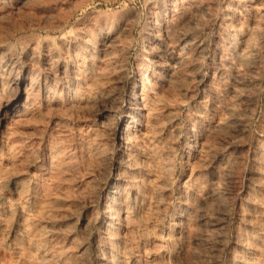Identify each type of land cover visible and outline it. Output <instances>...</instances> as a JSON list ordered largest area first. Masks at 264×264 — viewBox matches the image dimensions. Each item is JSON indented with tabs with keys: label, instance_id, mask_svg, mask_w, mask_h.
Returning <instances> with one entry per match:
<instances>
[{
	"label": "rangeland",
	"instance_id": "rangeland-1",
	"mask_svg": "<svg viewBox=\"0 0 264 264\" xmlns=\"http://www.w3.org/2000/svg\"><path fill=\"white\" fill-rule=\"evenodd\" d=\"M67 19L73 42L60 49L45 35ZM10 34L7 79L34 72L57 89L72 78L46 64L50 45L63 67L83 71L77 85L102 87L82 108L37 86L27 112L0 113V264H229L252 254L235 235L248 228V193L264 194V0H0V37ZM140 71L161 140L132 149L141 164L128 166L118 137ZM18 91L0 87V104L24 99ZM134 174L143 201L130 221L117 211L111 235L102 196L118 179L128 194Z\"/></svg>",
	"mask_w": 264,
	"mask_h": 264
},
{
	"label": "bare ground",
	"instance_id": "bare-ground-1",
	"mask_svg": "<svg viewBox=\"0 0 264 264\" xmlns=\"http://www.w3.org/2000/svg\"><path fill=\"white\" fill-rule=\"evenodd\" d=\"M69 22H70V19H67L66 21H63L62 23H60L56 26H53L51 28H47V36L45 35V37L46 38L52 37L53 39H55L53 41L56 42V44L58 45V47L60 49L65 48L67 45H69L70 43L73 42V40H71L72 38L70 37L71 33L73 31V28L71 27V28L67 29ZM108 24H110V23H108ZM109 26L107 25V27H109ZM104 27H106V26H104ZM57 32H61V33L58 34ZM12 34H14V33H12ZM10 35H5L3 37H0V87L2 88V90L3 89L5 90V85L8 82L12 81L14 83H17L18 89H19L18 92L21 95H23V93H25V97H24V99H22L23 96H22V98L21 97L20 98L10 97L7 101L0 104V113L7 112L9 110H11L12 113H20V112H24V111L27 112L28 109L33 104L35 89L37 86L40 87V89L42 91L43 98L47 99L48 101L50 99L53 100V98H54L55 102H59V94H60V96H62L61 93L64 92L65 95L67 96V98L69 100H71L70 104H72L73 102L78 103L79 106H81V107L83 106L82 103L84 104L91 99L92 95H90V94L94 90H97V92H98V89H99V91H100V87H102V86L97 81H96L97 83L95 82V85H94L95 88L94 87L89 88L88 92L85 89L86 87L84 85L85 82L83 83V79H82V82L80 83V86L77 85V80L80 79L79 75L83 71L80 72L79 67H77V65H75L74 63H72L71 68H69V67L67 68V67H65V65L63 67V64L61 63L62 61L60 58L62 56L61 52L59 51L60 49L56 50L57 47L54 48L50 45H47V47L45 48V50H46L45 51L46 64L47 65H53V64L55 65L56 64L58 66V68H64L63 69L64 74H68L71 71V73L73 75L72 78L69 79L65 76H64V79L61 78L60 81H57L59 83L58 84L59 88H57V89H54L52 87L51 83H49L47 80H44L42 82L38 81V79L35 77L34 72H28L24 76H18V77L12 76V78L7 79V77H5V75H6L5 71L12 69V67L14 66V62H13V59L10 55V52H11V51H9L10 49L8 50V47L5 46L6 47L5 48L3 45L6 44L9 39L12 38V35L11 36ZM40 36H42L44 38V36L41 33H40ZM47 42H48V40H47ZM49 42H52V41H49ZM67 51H69V49H67ZM164 54L169 59V62L171 64L170 69H172V68L174 69L176 64L179 63V59L177 57H175V55L173 54V50H168L166 48L164 50ZM78 57H79V52L76 51V52H72V53L68 54V56L66 58H68V61H73V60L77 59ZM95 66H97L98 68L105 71V70H108L110 68V63L107 62L106 64H103V65L96 63ZM143 73L141 71L138 73V77H137V80L135 82V86H134V90H133L134 92H132L133 95L129 98V106H128V109H127L128 111L126 114L127 125H126V128L124 130H122V132H120V135L118 137V139H119L118 148L120 151V155H121L122 159L123 158L126 159V163L128 162V166H130V163L133 160L138 163V160L136 159L135 153L132 152V149L137 152L142 147V145L147 143V142L149 143L150 147L153 148L156 145V143L161 140V137H158L160 135L157 134L156 122H155V120H156L155 108H156V103H157L156 102L157 97L156 98L153 97L152 93L150 92L154 89L153 86L151 85L150 76H148V78H147L144 76L146 71L144 74ZM102 92H103V90H102ZM116 92H117V90H116ZM105 93H106L105 94L106 99H108L109 101L112 100V102H114L118 97V95H117L118 93L115 94V93H112L110 91L107 93V90ZM70 94L73 96L71 97ZM50 97H52V98H50ZM98 100H100L99 97H98ZM84 101H86V102H84ZM73 105H71V106H73ZM262 135H264V134H262ZM103 151H105V150H103ZM103 151H101V152H103ZM260 154L264 158V148L261 150ZM106 156H108V155H105V157ZM123 161H125V160H123ZM139 163H140V161H139ZM125 166H127V164ZM134 166H135V164H134ZM130 168L132 169V167H130ZM130 168L128 170H130ZM122 172H125V170L123 171V169H122ZM258 172H260V174H258L259 179L257 181H258L259 185H261V187L264 188V165H263L262 170L258 171ZM135 177H136V175H135ZM135 177L132 176V178H131L130 185H131L132 189H131V191H129L130 189L128 190L129 195L125 194V192L122 189L123 186H122L121 182H118L119 181V179H118L117 182H114L110 186L109 190L107 189L108 191L106 190L107 193L104 194V196H102V199L104 198V210L102 212H104V214H105V224H106V228L108 229L107 233H109V234H111L109 232V230L113 226V224H115V220L116 219L118 220V218H116V217H118L119 215L116 216V214H117V211L119 209H120V211L123 212V214L125 213V216L122 214L125 217V219H127V218L129 219V213L131 212L130 210H132V208L134 209V207H137L138 206L137 203L140 204L143 201V199H141L142 201L139 203L140 198H138V197H140L139 195H141V193H140L141 191L140 190H139L140 192L138 191L139 180L137 177L136 178ZM128 184L129 183H127V185ZM125 187L126 186H124V189H125ZM99 192H101V191H99ZM126 195H128V196H126ZM132 199H134L133 200L134 204L130 203V200H132ZM137 199H139V200H137ZM247 202L254 206L253 208L250 207L248 209L247 208L244 209L243 213L241 212L242 217L244 216V219L246 221L245 223H247V225H248V228L245 231H243L244 229L241 231L240 229H238V227H236L238 230L235 229L237 231L236 232L237 235H235V238L237 236L236 241L241 242L243 245L245 243L246 244L251 243L250 244L251 246L249 245V247L251 248L253 246V248H251L252 251L250 252L253 255L251 254L249 257L247 256L248 258L247 257L245 258V256H243L244 259H242V257H240L238 259L237 258L235 259V257H233V258L231 257V258H229V259H231L229 264H258L259 262L258 263L256 262L258 260V258H255V256L257 254L255 255L254 253L256 251H258L260 254L262 252H264V194L258 195V194H254L252 192H249L248 196H247ZM144 204H146V203L144 202ZM135 205H137V206H135ZM142 207L143 206H141V208ZM132 211H134V210H132ZM130 215H133V213H130ZM124 217H123V219H121V217H120V219L124 220ZM130 219H129V221H130ZM241 219H243V218H241ZM129 221H127V222H129ZM119 223H121V221ZM112 233L114 234V232H112ZM114 235H116V234H114ZM114 240H116V239H114ZM109 241H110V239H109ZM108 242H106V243L108 244ZM242 244H240V245H242ZM246 247H248V246H246ZM113 248H115V247H113ZM243 248H245V247H243ZM243 248H242V251H244ZM245 249H247V248H245ZM235 250H236V248H235ZM239 250H241V249L239 248ZM237 252H239V251H237ZM235 253L233 256H235L237 254V253L236 254ZM242 254H244V253H242ZM117 256H118V254H117ZM261 256H263V255H261ZM261 256H259V258ZM118 257H120V256H118ZM261 258H264V256ZM112 260H113V258H112ZM261 260H263V259H261ZM110 261H111V259H110Z\"/></svg>",
	"mask_w": 264,
	"mask_h": 264
}]
</instances>
